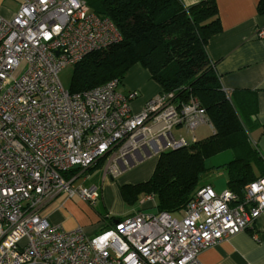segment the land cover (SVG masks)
Segmentation results:
<instances>
[{
  "label": "built area",
  "instance_id": "built-area-1",
  "mask_svg": "<svg viewBox=\"0 0 264 264\" xmlns=\"http://www.w3.org/2000/svg\"><path fill=\"white\" fill-rule=\"evenodd\" d=\"M120 41L114 23L87 0H20L10 19L0 17V264H201L204 248L264 212L262 177L241 197L205 184L180 217L139 210L93 236L39 214L44 198L60 193L93 204L98 188L77 180L98 161L114 178L139 154L186 146L199 125L211 127L195 99L176 103L173 92L133 112L137 92H122L116 78L80 93L64 89L62 68ZM176 128L193 135H175ZM153 199L145 194L140 204Z\"/></svg>",
  "mask_w": 264,
  "mask_h": 264
},
{
  "label": "trees",
  "instance_id": "trees-1",
  "mask_svg": "<svg viewBox=\"0 0 264 264\" xmlns=\"http://www.w3.org/2000/svg\"><path fill=\"white\" fill-rule=\"evenodd\" d=\"M87 3L114 23L121 41L91 52L75 64L70 92H84L114 78L121 82L137 64L148 71L159 92H173L176 103L195 99L211 124L209 136L195 137L186 146L158 154L147 180L121 185V196L128 205L140 195L153 194L158 212L181 213L205 185L201 178L210 170L205 160L224 150H230L232 158L216 168L226 169L227 189L241 197L246 184L264 177V157L247 131L251 118L246 110L250 104L239 102L241 90L226 93L222 89L206 51L209 38L220 31L216 0H201L190 6L181 0ZM258 9L264 11V0H260ZM121 219L111 217L112 222Z\"/></svg>",
  "mask_w": 264,
  "mask_h": 264
},
{
  "label": "crops",
  "instance_id": "crops-1",
  "mask_svg": "<svg viewBox=\"0 0 264 264\" xmlns=\"http://www.w3.org/2000/svg\"><path fill=\"white\" fill-rule=\"evenodd\" d=\"M199 1L201 0H181L185 6ZM259 2L260 0H216L220 31L209 38L206 51L214 63L222 89L226 93L241 90L239 102L247 101L250 104L246 110L251 118L247 129L249 139L264 157V37L256 36V32L264 28V11L258 9ZM19 4L20 0H0V17L10 19ZM131 69V80L127 81L125 76L120 83V90L137 92L136 98L130 104L132 111L137 112L148 99L157 95L160 89L158 84L150 79L146 69L137 64L129 70ZM173 132L184 137L188 135L180 128L174 129ZM139 155L135 162L128 163L114 178L104 175L103 170L100 174L93 172L100 161L104 162L100 160L86 171V179L77 180V183L82 182L85 186L94 185L98 188L99 196L93 204L77 195L68 197L67 194L60 193L44 198L39 214L50 224L57 225L64 231L80 228L86 235L93 236L115 223L111 217L123 219L138 209H144L150 204H140L144 195L139 196L140 208L128 210L123 216L107 212L102 205L104 190L114 195L111 183L120 187L143 182L151 176L157 155ZM207 161L206 159V166ZM199 261L201 264H264V212L251 227L204 248L199 254Z\"/></svg>",
  "mask_w": 264,
  "mask_h": 264
},
{
  "label": "rangeland",
  "instance_id": "rangeland-1",
  "mask_svg": "<svg viewBox=\"0 0 264 264\" xmlns=\"http://www.w3.org/2000/svg\"><path fill=\"white\" fill-rule=\"evenodd\" d=\"M73 69H74V66L69 65V66L62 68L60 72L58 73L59 81L61 85L64 87V89H69L71 87L70 77H71ZM131 72H132V69L126 73L127 81H130L132 78ZM121 87L122 86L120 85L118 89L120 90ZM133 100H131V102ZM193 133L197 139H202V138L209 136L212 133V131L207 124H201L193 131ZM193 133H189L186 138L189 139L193 135ZM231 158H232V153L230 150H224L216 155H213L207 158L208 160L207 166L210 168V170L207 171L204 175H202L201 182L203 184H210L216 192L226 189L227 188V177H228L227 171L224 168H216V167L226 163ZM104 165H105L104 162H100L99 166H97L93 170V172L95 174H100L104 168ZM112 184L114 187V190H113L114 195H112L107 190L103 191L102 205L104 206L107 212L110 211L111 213H114L116 215L123 216L128 210H131V209L137 210L138 208H140L139 201L141 200V197H139L138 200L134 204L128 205L121 196V193L119 191L120 189L119 185H117L116 182L115 184L117 185V187H115L114 183H111V186ZM155 201L156 199L154 198L153 201L150 202L148 206H145L144 209L142 210L146 213H156L157 209L155 207V203H154ZM90 209H92L91 206H90ZM139 210L141 209H138V211ZM174 216L180 217V214L179 213L174 214Z\"/></svg>",
  "mask_w": 264,
  "mask_h": 264
},
{
  "label": "water",
  "instance_id": "water-1",
  "mask_svg": "<svg viewBox=\"0 0 264 264\" xmlns=\"http://www.w3.org/2000/svg\"><path fill=\"white\" fill-rule=\"evenodd\" d=\"M115 222H117V221H115Z\"/></svg>",
  "mask_w": 264,
  "mask_h": 264
}]
</instances>
